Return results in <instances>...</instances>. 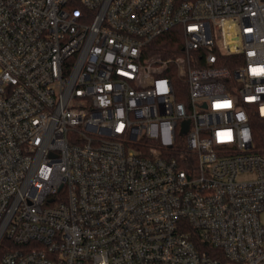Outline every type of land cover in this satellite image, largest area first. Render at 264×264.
Here are the masks:
<instances>
[{"label": "built area", "instance_id": "2783aa9c", "mask_svg": "<svg viewBox=\"0 0 264 264\" xmlns=\"http://www.w3.org/2000/svg\"><path fill=\"white\" fill-rule=\"evenodd\" d=\"M250 112L264 0H0V264H264Z\"/></svg>", "mask_w": 264, "mask_h": 264}, {"label": "trees", "instance_id": "16d2710c", "mask_svg": "<svg viewBox=\"0 0 264 264\" xmlns=\"http://www.w3.org/2000/svg\"><path fill=\"white\" fill-rule=\"evenodd\" d=\"M180 42L181 30L175 28L157 37L149 49L151 53H161L163 57L167 58L179 53ZM225 59H227L226 64L232 68L233 66L229 62L232 57L226 56ZM250 124L255 147L264 150V117L259 116L256 112H250Z\"/></svg>", "mask_w": 264, "mask_h": 264}, {"label": "rangeland", "instance_id": "374dc122", "mask_svg": "<svg viewBox=\"0 0 264 264\" xmlns=\"http://www.w3.org/2000/svg\"><path fill=\"white\" fill-rule=\"evenodd\" d=\"M260 218H261V220L264 222V212H262V213L260 214Z\"/></svg>", "mask_w": 264, "mask_h": 264}, {"label": "snow or ice", "instance_id": "6c2138e0", "mask_svg": "<svg viewBox=\"0 0 264 264\" xmlns=\"http://www.w3.org/2000/svg\"><path fill=\"white\" fill-rule=\"evenodd\" d=\"M219 106V105H218ZM223 106H227V105H223Z\"/></svg>", "mask_w": 264, "mask_h": 264}]
</instances>
